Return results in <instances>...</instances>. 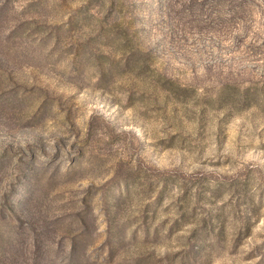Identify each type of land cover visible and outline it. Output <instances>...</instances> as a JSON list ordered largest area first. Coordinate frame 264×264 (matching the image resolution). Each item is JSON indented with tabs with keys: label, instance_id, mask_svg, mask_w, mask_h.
I'll list each match as a JSON object with an SVG mask.
<instances>
[{
	"label": "rangeland",
	"instance_id": "rangeland-1",
	"mask_svg": "<svg viewBox=\"0 0 264 264\" xmlns=\"http://www.w3.org/2000/svg\"><path fill=\"white\" fill-rule=\"evenodd\" d=\"M0 264H264V0H0Z\"/></svg>",
	"mask_w": 264,
	"mask_h": 264
}]
</instances>
